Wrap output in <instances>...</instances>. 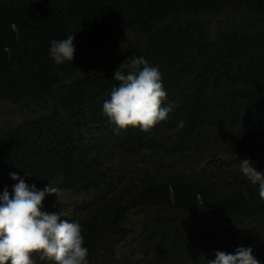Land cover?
Here are the masks:
<instances>
[{
    "label": "trees",
    "instance_id": "trees-1",
    "mask_svg": "<svg viewBox=\"0 0 264 264\" xmlns=\"http://www.w3.org/2000/svg\"><path fill=\"white\" fill-rule=\"evenodd\" d=\"M220 11L224 18L205 16ZM262 11L264 0H0V195H13V172L29 188H57L43 210L81 224L89 264H102L130 236L129 254L106 264H203L199 246L221 248L218 223L228 229L226 246L234 244L237 233L224 225L230 215L213 204L219 189L197 170L196 130L213 116L232 123L213 131L217 142L223 129L232 134L245 123L264 132V97L240 95L231 79L264 64V26L251 15ZM233 13L241 19L230 21ZM105 33L114 64L100 65L98 77L95 65L55 66L50 57L48 42L73 36L75 57L100 61ZM140 57L158 68L162 107L171 109L147 134L119 129L103 112L110 83L120 84L114 72ZM3 105L22 118L5 122ZM240 201L242 211H256ZM132 211L142 212L138 221Z\"/></svg>",
    "mask_w": 264,
    "mask_h": 264
},
{
    "label": "clouds",
    "instance_id": "clouds-1",
    "mask_svg": "<svg viewBox=\"0 0 264 264\" xmlns=\"http://www.w3.org/2000/svg\"><path fill=\"white\" fill-rule=\"evenodd\" d=\"M224 13L220 11L205 16L211 21ZM251 15L257 27L264 26V22L257 18L264 16V11L251 12ZM101 45L107 49L102 50L100 61L93 55L85 60L81 56L75 57L73 36L53 39L47 48H50L55 66L79 60V70L95 65L92 75L98 77L100 65L102 71L114 64L111 44L107 47L102 42ZM124 66H129L127 73L121 70ZM232 75L234 87L240 95L264 97V64L257 61L252 68L248 67L246 71L237 69ZM113 78L120 82L119 87L110 83V99L103 104V112L111 123L119 129L139 128L147 134L167 119L171 109L162 107L167 92L158 68L150 66L143 57L133 58L120 65ZM212 109L209 106L210 112ZM214 120L213 116H208L197 127L196 143L200 153L196 166L218 187L219 196L213 204L230 215L224 225L237 235L235 243L226 246L228 229L218 223L224 232L222 238H218V231L214 236L221 248L199 246L202 252L196 256L197 262L201 256L203 264H264V132L251 123H245L232 134L231 128L223 129L217 142L213 131L232 123ZM184 123L179 121L177 131L184 127ZM9 175L17 183L13 185L11 197L6 188L0 195V264H8L9 261L11 264H35L34 254L40 260L54 261L55 264H89L81 224L43 210L45 196L55 195L58 189L49 185L39 191L35 186L29 188L16 173ZM240 197L248 199L256 211H242L245 205ZM128 217L135 221L130 215ZM131 240L130 236L119 243L126 246L127 254L132 247ZM185 264H192V261L187 260Z\"/></svg>",
    "mask_w": 264,
    "mask_h": 264
},
{
    "label": "rangeland",
    "instance_id": "rangeland-1",
    "mask_svg": "<svg viewBox=\"0 0 264 264\" xmlns=\"http://www.w3.org/2000/svg\"><path fill=\"white\" fill-rule=\"evenodd\" d=\"M223 16H226V13H224ZM223 16L221 14L219 16V18H222ZM241 17H242L241 15H237V14L233 13V14L229 15L228 19L230 21L237 22L241 19ZM257 18H259L261 20V22H264V16L260 15ZM100 40L103 42V44H105L108 47V45L111 44V42H112V36L105 33V34L100 36ZM1 108L3 110L7 111V116H6L5 122L16 123L23 116V114L18 109H15L12 106L3 105V106H1ZM129 215L133 219L138 220L142 216V212L141 211H132ZM127 253H128V250H127L126 246H124L123 244H118L117 246H115L114 248H112L110 250V254L108 256V259L105 258L106 254H107L106 252L104 253V255H102V257H101L102 264L108 263L109 259L112 260L111 261L112 263H116L117 261H119L120 256L122 254H127Z\"/></svg>",
    "mask_w": 264,
    "mask_h": 264
},
{
    "label": "bare ground",
    "instance_id": "bare-ground-1",
    "mask_svg": "<svg viewBox=\"0 0 264 264\" xmlns=\"http://www.w3.org/2000/svg\"><path fill=\"white\" fill-rule=\"evenodd\" d=\"M223 16V15H222Z\"/></svg>",
    "mask_w": 264,
    "mask_h": 264
}]
</instances>
